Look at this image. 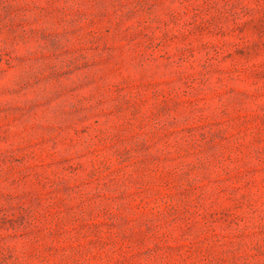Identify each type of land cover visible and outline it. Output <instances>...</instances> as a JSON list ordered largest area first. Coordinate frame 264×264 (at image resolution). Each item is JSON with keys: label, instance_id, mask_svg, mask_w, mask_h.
Returning <instances> with one entry per match:
<instances>
[{"label": "rangeland", "instance_id": "374dc122", "mask_svg": "<svg viewBox=\"0 0 264 264\" xmlns=\"http://www.w3.org/2000/svg\"><path fill=\"white\" fill-rule=\"evenodd\" d=\"M0 264H264V0H0Z\"/></svg>", "mask_w": 264, "mask_h": 264}]
</instances>
